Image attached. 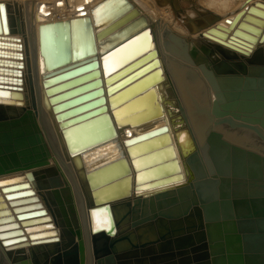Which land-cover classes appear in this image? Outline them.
<instances>
[{
  "label": "water",
  "instance_id": "95a60500",
  "mask_svg": "<svg viewBox=\"0 0 264 264\" xmlns=\"http://www.w3.org/2000/svg\"><path fill=\"white\" fill-rule=\"evenodd\" d=\"M123 1L125 10L117 5L113 14L109 11L112 0L93 7V21L84 16L41 26L42 32L53 26L63 31L60 62L64 63L46 55L48 71L79 58L72 54L77 22L88 29L87 52L92 53V61L48 77L52 72L44 74L40 54V71L28 68L37 122L31 111L20 117L15 107L4 106L0 100V176L19 174L0 179L2 192L11 200L8 205L0 195V264H264V2L243 0L225 14L210 11L200 19L196 31L231 49L210 46L200 54L191 47L189 52H178L184 59L170 54L168 48L169 82L186 127L172 131L164 122L122 141L114 122L144 127L164 117L156 91L164 75L155 34L140 9ZM0 5L8 32V19L15 25L13 3ZM231 14L228 24L221 22ZM107 15L109 20L116 19L105 24ZM70 27L74 32L69 41ZM256 42L263 46L247 64L238 52L248 53ZM11 47L0 41V48H5L0 55L12 58H0L3 98H9L11 90L21 91L23 86L18 84H24L19 77L23 63L15 59L22 55L11 54ZM112 57L115 65L122 66L106 80L113 116L101 78V63L107 74L105 65ZM88 69L93 70L51 86ZM91 76L96 79L50 97ZM92 87L97 88L56 104L54 110L99 94L96 100L54 114L51 105L56 101ZM95 104L101 105L69 118ZM97 112L101 114L87 119ZM127 113L131 121L124 123L121 114ZM89 122L94 129L87 130ZM74 126H82L83 134L70 138ZM71 155L80 167L78 172ZM182 166L193 176L192 182H184ZM31 183L48 187L47 197L42 193L40 197L54 212L53 222L35 191L13 192ZM22 198L33 199L25 206L29 214L14 205ZM95 207L105 210L108 218L97 230L89 218ZM33 213L45 216L47 222L29 233L47 232L30 233V238L43 237L31 258L15 255L24 246L17 245V238L25 237L22 216Z\"/></svg>",
  "mask_w": 264,
  "mask_h": 264
},
{
  "label": "bare ground",
  "instance_id": "6f19581e",
  "mask_svg": "<svg viewBox=\"0 0 264 264\" xmlns=\"http://www.w3.org/2000/svg\"><path fill=\"white\" fill-rule=\"evenodd\" d=\"M6 1L9 3H13V6H12L13 13L16 19H15L14 26L11 25V22L8 19L9 28H8V32H6L5 27H4L3 18H2L3 16L1 13V9H0V41L3 42L4 44H10L12 46L11 48H8L9 50H11V54L22 55L21 56L22 58H15V59H19L18 61H21L23 63V66L19 67V71L21 72L19 77L21 78L24 84L23 85L18 84L19 88L23 86L21 91L13 92V90H11L9 98H5V97L3 98L0 96V100L2 103H4V106L15 107L20 117H22L25 113H27V111H31L32 115L34 116L37 122L29 69L40 71V54H42V66H43L44 74L52 72V74L48 77H55L64 71L76 68L78 66L87 64L92 61V53L87 52V50H89L91 46L90 40H89V43L86 41L87 38L89 39L88 29L86 28L85 24L81 22H77L74 27L75 28L74 30H76L75 32L78 33L77 44L75 43L72 54L73 56L79 57V58H77L76 60L70 59L71 61L66 62L65 65H59V66L53 67V70L48 71L47 69L48 58L46 55H48L50 59L54 60V62L58 64L60 60H63L64 58V55H61L60 53V50L63 48V43H62L63 31L61 28H58L57 26L55 27L53 26V27L48 28L44 32H42L41 26L47 25L50 23L60 22V21H66V20L70 21L72 19H77L79 17H84V16L91 17L93 7L104 2L105 0H0V3L6 2ZM127 1L135 5L136 7H138L140 9V12L147 17V20L149 23L148 26L155 34V44L158 50V57L160 59V63H161V67L163 69V75H164V80L156 84V88H157L156 91L158 94V100L163 110L164 117L158 118L150 125H145L144 127H139L137 126V124H130V123L125 124V125H119L117 122H114V125L116 126L117 136L122 141L131 140L133 137L139 135L141 132H144L151 128L159 126L161 123H164V122H166L167 124H170L172 131L179 130L180 128L186 127V123L181 114V108H180L181 106L169 82L168 48H170V54L184 58V59H186L185 55H180L178 52H181L182 50L189 52L191 47H195L196 52L197 53L199 52L200 54H204L206 51V48L210 46L216 47L218 49H222V48L231 49L229 45L222 44L220 42H217L214 39H210L204 36L202 31H196L195 27H199L196 25L197 24L200 25L201 23L200 19H203L204 16L208 17L209 16L208 14L210 13V11H216L220 14H225L226 12L235 8L243 0H240L238 3H235L232 6L228 4L229 0L228 1L227 0H206L205 2L203 0H179V1L178 0H127ZM246 1H248L249 3L250 2L254 3L256 0H246ZM260 1L264 2V0H260ZM124 4L126 3L123 0H112V4L109 7V11L112 12L113 14L114 7L117 5L122 7L124 11L125 10ZM102 7H100L98 10V16H100L101 14ZM109 11H108V14H109ZM102 15H105V12ZM108 16L109 15L105 16L107 18V21H105L106 22L105 24L110 23L116 19L114 18L112 20H109L111 18V15L110 17ZM233 16L234 14H231L229 16H223L221 18V22L228 24L229 20L232 19ZM92 21H93V18H92ZM94 26H95V23H94ZM74 30L71 27L68 30L67 35H68L69 41H70V33L74 32ZM109 34L110 33L106 34L101 39L105 38ZM42 42L44 43L43 49H42ZM60 44L62 46H60ZM262 46L263 44H261L260 42H256L252 44L251 49L248 50L249 51L248 53L238 52V55L240 56L241 60H244L247 64H249V60L254 58L255 54L258 52V50ZM1 53H3V51ZM99 56H101V54ZM0 58H5L8 60L12 59L6 55H0ZM100 61H101V57H100ZM60 63H64V62H60ZM0 66H4V65H0ZM105 66L108 69L107 74L104 68L102 67V63H101V78L103 82V85H102L103 86V96L105 98L106 105L110 109L108 110V112L110 113V115L113 116L112 109L110 108L108 104L109 94H108V86H107L106 80L108 76L110 75V73H113L114 71L119 70L120 67L122 66L115 65L113 57L107 60V63ZM197 67H198V70L200 72L202 79L209 85L205 74L201 70V67L199 65H197ZM92 70L93 69H88V70H85L84 72H78L77 74H74L71 77L61 82H56L51 86H57L61 83L73 80L81 76L82 74H87L89 71H92ZM13 76L14 75H12L11 77ZM95 79H96L95 76L88 77L87 79H84L82 81L73 83L70 86L62 88L61 90L52 94L50 97L62 94V92L71 90L73 88H77L83 84L92 82ZM96 88L97 87H92L85 91H82V92L70 95L66 98H63L62 100L56 101L53 105H51L54 114L57 116L60 112L66 111L68 109H73L75 107H78L83 104L89 103L93 100H96L100 96L99 94L88 97L85 100L77 101L60 110H57V111L54 110V106L56 104H59L61 102L63 103L66 100H69L72 98L76 99L80 97L82 94L91 92L92 90H95ZM18 97H22V99H19ZM10 101L15 102V103L10 104L9 103ZM25 101H28L29 103L26 104ZM19 102H24V105H21ZM100 105L101 104H95L91 107L85 108L86 110L82 109L80 111H77L73 115L69 116V118H72V117H75L81 114L89 113L93 109L98 108ZM99 114H101V112H97L92 115H89L87 116V119L92 118L93 116H96ZM128 120L131 121V114H128V113L121 114L122 122L128 123L127 122ZM58 121L60 124L61 121L59 119ZM190 124L194 127V129H196L195 126L191 122ZM104 125L106 126L108 125L106 119L104 120ZM86 128L87 130L94 129L95 126H93L92 123L89 122ZM70 129H71L69 133L70 138H75L78 133L83 134L82 126H74ZM61 131H62V128H61ZM65 140L66 139L64 137V141ZM65 143H67V141ZM71 158L78 172V169L80 167L78 165L76 166L72 155H71ZM182 168L185 173L184 182L185 183L192 182L193 176H191V173H188L185 170L184 166H182ZM133 173L135 174L134 170H133ZM17 175L19 174H8V175L0 176V179L10 178V177L17 176ZM78 176L80 180L79 173H78ZM47 180H48V176L43 178V183L46 184ZM24 182H27V180ZM80 184H81V180H80ZM81 187H82V184H81ZM26 189L35 191V195H37L39 198L38 201L42 203V205L44 206L43 208L46 210V213L49 215V217L51 218V221L53 222L54 212L50 209V207L47 206L42 196L40 197V193H42L43 195L47 197L48 187H45V185L41 186L40 184L39 186L38 185L35 186L31 183V186L29 185L26 188H19L17 190H13V192L23 191ZM86 189L90 193V190L87 184H86ZM150 193H151L150 191L143 192L142 195L145 196L146 194H150ZM0 195L5 200V202L9 205L11 200L9 198H6L5 192H2V186H0ZM23 198L21 202L15 203L14 205H19V206L21 205L24 211H26V213L29 214L31 210H28L29 208H25V206H27L30 203H33L32 201L33 199L25 200ZM24 201L25 202L30 201V202L23 203ZM11 208L12 210L14 209L13 207ZM18 212L19 210L14 211L16 218H17ZM27 214L25 216H22V220H23L22 228L25 230V233H24L25 237L17 238V245H24V246L22 247L21 250H17L15 255L21 254V255H26L27 257L31 258L32 249L35 248V246L37 245V241L43 240V237L40 234V235H37V237L30 238V235H31L30 233L47 232V229H41V230L34 229V230H30V233H29V229H31L32 227L41 228L40 226L43 225L45 222H47V220L45 216L41 218L40 213H36V214L33 213L31 216ZM89 218H90L92 229L94 230L99 229L100 225L103 224L105 226L108 223L106 211L102 210L100 207H95L94 210L90 212ZM20 220L21 219L18 218L17 222L19 226L21 227ZM47 234H50V232H48ZM23 238H27V239L23 242H20L22 241L21 239Z\"/></svg>",
  "mask_w": 264,
  "mask_h": 264
},
{
  "label": "rangeland",
  "instance_id": "374dc122",
  "mask_svg": "<svg viewBox=\"0 0 264 264\" xmlns=\"http://www.w3.org/2000/svg\"><path fill=\"white\" fill-rule=\"evenodd\" d=\"M179 1V0H178ZM204 2L206 1V0H203ZM228 1V0H227ZM240 0H229V5L230 6H232V5H234L235 3H238ZM178 5H179V3H178Z\"/></svg>",
  "mask_w": 264,
  "mask_h": 264
},
{
  "label": "snow or ice",
  "instance_id": "6c2138e0",
  "mask_svg": "<svg viewBox=\"0 0 264 264\" xmlns=\"http://www.w3.org/2000/svg\"><path fill=\"white\" fill-rule=\"evenodd\" d=\"M2 7H3V6H2V5H0V9H2Z\"/></svg>",
  "mask_w": 264,
  "mask_h": 264
}]
</instances>
